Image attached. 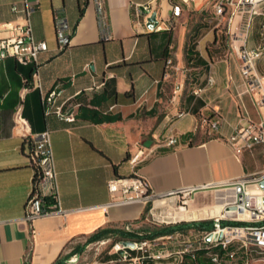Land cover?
Listing matches in <instances>:
<instances>
[{
    "label": "crops",
    "instance_id": "crops-1",
    "mask_svg": "<svg viewBox=\"0 0 264 264\" xmlns=\"http://www.w3.org/2000/svg\"><path fill=\"white\" fill-rule=\"evenodd\" d=\"M150 1L39 0L33 33L49 51L38 67L14 59L0 66V264H55L98 230L139 220L145 205H113L109 191L111 181L133 174L130 159L139 152L145 156L136 170L149 183L155 207H176L172 191L207 187L192 196L190 208L215 210L212 220L230 202L231 183L264 172V144L250 152L229 143L241 125L264 121L240 58L245 49L264 53V2L248 32L249 8L231 7V17H216L221 0L182 5L171 30L162 23L163 30L151 32L134 15L136 5ZM21 2L0 0V24L23 22L12 11ZM156 3L170 11L169 0ZM57 14L72 29L65 49ZM191 44L190 56L198 60L188 63ZM257 71L264 79V54ZM53 89L60 96L47 114L42 96ZM20 105L31 135L51 132L65 211L33 227L26 221L34 176L30 137L14 129ZM58 107L75 121L61 119ZM216 121L218 130L211 127ZM170 135L178 138L176 146L163 145ZM249 259L239 250L225 264H264Z\"/></svg>",
    "mask_w": 264,
    "mask_h": 264
},
{
    "label": "built area",
    "instance_id": "built-area-1",
    "mask_svg": "<svg viewBox=\"0 0 264 264\" xmlns=\"http://www.w3.org/2000/svg\"><path fill=\"white\" fill-rule=\"evenodd\" d=\"M199 0H169L170 11H166L163 6H159L157 0H151L145 5H136L134 15L138 24L147 26L148 19L153 13H157L159 25L157 30H163L162 23L167 29H171V24L175 23L183 13V6H191ZM264 0H221L215 6V16L224 17L225 6L248 7L250 16L245 24V31L248 32L252 26L253 16L257 14V7ZM39 0H22L21 3H14L12 11L15 14L23 15V22H12L0 24V66L8 59H14L21 65H40L41 56L49 51V46L45 41H37L31 22V15L35 11V5ZM103 4L99 3L102 14ZM101 15V19H102ZM56 33L60 49H65L70 45L72 29L67 20L59 14L55 17ZM263 49L250 51L243 50L240 58L242 61L241 73L245 80L247 89L251 93L259 94L255 100L259 108H264V79L257 71V61L263 56ZM171 61H168L170 64ZM212 82V79H211ZM36 87H40L37 83ZM60 92L57 89L43 94L42 100L46 113H50V108L54 105ZM57 115L68 122H74L73 114L67 115L62 107L56 109ZM14 129L23 137H30L29 158L34 167L32 179V190L26 203V221L33 227L38 219L61 215L65 211L61 206L58 174L56 170L51 132L46 130L37 135H31L28 121L23 116V105H20L14 113ZM212 129L218 130L219 122L211 124ZM178 138L170 135L165 138L163 145L167 147L176 146ZM231 146L237 150H247L252 152L256 145L264 144V121L261 123L248 122L235 130L233 136L229 138ZM144 152H139L130 159L133 174L129 177L117 178L109 183V191L113 198V205H129L142 203L146 205L153 203V193L149 183L138 174L136 170L143 161ZM264 182V172L245 177L231 183L233 196L227 203L223 212L213 219L215 230L201 232V237L195 241H184V245L178 251H164L149 256L136 257L140 264H144V258L148 257L159 261L170 257H176L171 264L182 263L186 256L192 260L196 259L198 251H206L213 264H225V259L234 258L239 250H244L251 260H258L264 263V189L261 184ZM207 187H193L172 191L168 196H173L187 206L192 200V196ZM182 199V200H181ZM243 211L241 213L240 211ZM246 215V217H241ZM226 222L227 224H223ZM232 223H245L244 225H233ZM184 236L182 232L173 235L160 237L154 241L134 243V248L125 247L122 242H117L113 246L116 253L129 257L128 250L140 252L146 246L164 239H175ZM233 248H236L233 250ZM130 258V257H129ZM135 259V258H131ZM249 259V260H250Z\"/></svg>",
    "mask_w": 264,
    "mask_h": 264
},
{
    "label": "rangeland",
    "instance_id": "rangeland-1",
    "mask_svg": "<svg viewBox=\"0 0 264 264\" xmlns=\"http://www.w3.org/2000/svg\"><path fill=\"white\" fill-rule=\"evenodd\" d=\"M225 9L226 12L224 17H231L233 12L232 8L230 6H225ZM149 205H150V209L146 211V208ZM182 206L183 205H181V202H177L176 207H174L173 209H165L161 207H155L153 203H148L145 205L144 213L139 220L132 223L113 225L111 227L123 229L126 231H132L139 235H144L145 231H147L148 229H156L166 226L179 225L182 223L203 221V220H192V221L173 220L174 216H176L180 212L179 208ZM185 207H187V209H192L190 208V203ZM207 220H212V219L208 218ZM183 234L184 236L179 237L178 240L164 239L152 243L150 247L146 246L142 251H140V254L137 255L136 257L149 256L150 254H157L158 252H164V251L165 252L178 251L183 247L184 241L187 240L195 241L202 235L201 231H197L194 229L189 230ZM115 238L116 237H110L101 240L99 242L90 243V244H87L88 241L87 239L85 242H79L73 244L67 249L65 254H63L62 259H65L63 261V264H140L141 260L139 261L138 259H136V257H134L135 259L131 260V258L129 257H124V254H118L117 258H112V259L108 258L116 253L112 247ZM117 242L120 243L119 240H117ZM80 248H84V250L79 253L78 249ZM74 251L77 254L71 255Z\"/></svg>",
    "mask_w": 264,
    "mask_h": 264
},
{
    "label": "trees",
    "instance_id": "trees-1",
    "mask_svg": "<svg viewBox=\"0 0 264 264\" xmlns=\"http://www.w3.org/2000/svg\"><path fill=\"white\" fill-rule=\"evenodd\" d=\"M82 14H84V11H82ZM168 30H171V29H168ZM193 48L194 46L193 44H191V46L188 49V53H187L188 63H190L193 59L198 60L197 57L192 58L190 56ZM149 209H150V205L147 206L146 211H148ZM223 224H227V223L224 222ZM232 224L233 225H244L245 223H232ZM192 229L201 231V232H204V231L211 232L215 230V222L213 220H204V221H196V222H190V223H182L179 225L166 226V227L156 228V229H148L147 231H145L144 235H139L135 232L126 231V230L119 229V228L109 227V228L100 229L97 232H95L93 235H91L88 238L87 244L99 242L101 240H104L110 237H116L114 240V243L112 244V247L114 246V244H116L117 240H119L122 243L124 242L143 243L146 241H154L155 239L160 238V237L170 236L177 232L185 233ZM83 250L84 248H80L78 249V252L80 253ZM127 252L130 258H134L140 254V252H136L132 250H128ZM205 253L206 251H198L196 253L195 260H192L190 256H186L185 260L180 264H211L212 262H211L210 256L206 255ZM74 254H77V253L74 251L71 255H74ZM118 254H121V253H115L108 258L109 259L117 258ZM175 258L176 257H170L167 259L156 261V260L146 257L144 258V264H171L175 262L176 260ZM64 260L65 259H62L61 257L55 262V264H63Z\"/></svg>",
    "mask_w": 264,
    "mask_h": 264
},
{
    "label": "bare ground",
    "instance_id": "bare-ground-1",
    "mask_svg": "<svg viewBox=\"0 0 264 264\" xmlns=\"http://www.w3.org/2000/svg\"><path fill=\"white\" fill-rule=\"evenodd\" d=\"M216 213H218V212H216L215 210H213L212 212H210L209 209H205V210H192V209H187L186 211H180L176 216H174L173 220H182V221L201 220V219H207L208 217H212ZM241 217H246V215H241Z\"/></svg>",
    "mask_w": 264,
    "mask_h": 264
},
{
    "label": "water",
    "instance_id": "water-1",
    "mask_svg": "<svg viewBox=\"0 0 264 264\" xmlns=\"http://www.w3.org/2000/svg\"><path fill=\"white\" fill-rule=\"evenodd\" d=\"M159 25V21L157 20V13H153L151 15V17L148 19V23H147V28L151 31V32H157L159 30H157L156 28ZM261 187L264 189V182L261 184ZM180 211H186L187 207L182 206L179 208ZM241 213H243V211H240ZM125 247H129V248H134L135 244L133 242H124L123 243Z\"/></svg>",
    "mask_w": 264,
    "mask_h": 264
}]
</instances>
